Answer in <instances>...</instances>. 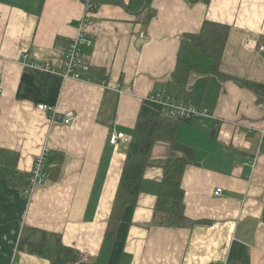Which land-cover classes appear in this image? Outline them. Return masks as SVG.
<instances>
[{
	"label": "crops",
	"instance_id": "crops-1",
	"mask_svg": "<svg viewBox=\"0 0 264 264\" xmlns=\"http://www.w3.org/2000/svg\"><path fill=\"white\" fill-rule=\"evenodd\" d=\"M152 8L146 28L116 4L91 13L83 57L100 71L94 83L56 71L83 19L82 0H0V150L18 156L14 181L25 174L21 188L0 176V264H50L43 249L52 234L93 264H264V0H152ZM204 21L230 32L219 71L189 79L191 103L206 115L178 120L175 136L193 154L181 187L195 225L152 223L170 154L168 142L156 141L137 201L111 240L105 231L142 102L170 79L182 36ZM44 63L56 72L36 67ZM39 105L75 119L51 121ZM118 133L128 140L111 146ZM44 150L61 153L58 178L26 198Z\"/></svg>",
	"mask_w": 264,
	"mask_h": 264
},
{
	"label": "trees",
	"instance_id": "trees-1",
	"mask_svg": "<svg viewBox=\"0 0 264 264\" xmlns=\"http://www.w3.org/2000/svg\"><path fill=\"white\" fill-rule=\"evenodd\" d=\"M194 4L200 0H188ZM208 4L211 0H201ZM102 4H116L135 17V22L146 28L155 15L152 0H91L88 12L95 13ZM230 27L204 21L198 33L183 35L178 49L176 64L170 79L162 90L176 100L191 102L193 93L188 89L191 75L209 78L219 71L222 54L226 46ZM91 82L100 83V71L89 69ZM179 121L164 118L160 107L145 99L140 107L132 137L126 151V160L111 208L105 236L115 239L117 227L124 208L137 201L144 171L151 165L150 152L156 141L170 144V154L163 164L156 203L153 209L152 223L156 226L192 228L195 222L184 215L183 190L181 180L188 165L192 163V151L175 140ZM17 154L0 150V176L6 184L21 188L25 174L19 173V180L14 181L12 174H17ZM62 163V155L48 152L45 179L56 180ZM43 257L50 264H93L84 261L80 254L65 247L60 235L52 234L45 242Z\"/></svg>",
	"mask_w": 264,
	"mask_h": 264
},
{
	"label": "built area",
	"instance_id": "built-area-1",
	"mask_svg": "<svg viewBox=\"0 0 264 264\" xmlns=\"http://www.w3.org/2000/svg\"><path fill=\"white\" fill-rule=\"evenodd\" d=\"M82 2L84 4V16L81 20L80 27L77 31V34L70 39L67 47L64 49L62 61L56 71L63 80L73 79L78 81L91 82L89 77L87 76V73L89 72V69L91 67L83 57L84 48L88 47L92 42V39L88 37V35L83 30V25L91 23V13L88 12L91 0H82ZM257 51L264 52V45L258 46ZM36 67L46 72H56L54 66L48 63H44L38 66L36 65ZM147 99L160 107L161 115L164 118L180 120L185 123H192L197 117L206 115L205 111L202 110L199 106L191 102L176 100L162 90L155 91L150 96H148ZM37 108L41 111L48 112L51 121H57L65 125H70L75 119V114L72 111H68L64 113V115L57 117L55 111L50 107H47L46 105H39ZM127 140L128 139L122 133L111 134L108 137V143L111 146H116L120 141ZM47 156L48 151L44 150L34 159L29 170L26 185L24 188V194L26 198H29L33 194L35 188L45 180ZM214 195H222V189H216L214 191ZM220 264L226 263L222 262Z\"/></svg>",
	"mask_w": 264,
	"mask_h": 264
}]
</instances>
